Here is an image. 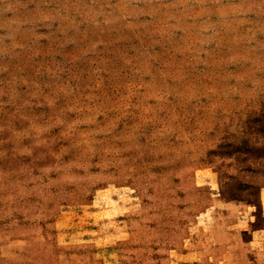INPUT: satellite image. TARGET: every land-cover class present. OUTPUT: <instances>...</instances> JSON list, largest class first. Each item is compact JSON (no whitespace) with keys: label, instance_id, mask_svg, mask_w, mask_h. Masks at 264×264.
Instances as JSON below:
<instances>
[{"label":"rangeland","instance_id":"rangeland-1","mask_svg":"<svg viewBox=\"0 0 264 264\" xmlns=\"http://www.w3.org/2000/svg\"><path fill=\"white\" fill-rule=\"evenodd\" d=\"M242 211L264 0H0V264L208 260Z\"/></svg>","mask_w":264,"mask_h":264},{"label":"crops","instance_id":"crops-1","mask_svg":"<svg viewBox=\"0 0 264 264\" xmlns=\"http://www.w3.org/2000/svg\"><path fill=\"white\" fill-rule=\"evenodd\" d=\"M241 214L247 219L232 220L230 229L224 230L226 237L223 240L217 237L219 241L208 242L209 254L205 255L208 260L204 259L199 248L195 253H182L183 261L189 264H264V223H257L251 211H242ZM237 235L239 244L231 241ZM195 247H199L198 244Z\"/></svg>","mask_w":264,"mask_h":264}]
</instances>
